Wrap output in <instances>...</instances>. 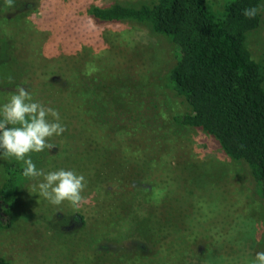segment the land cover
<instances>
[{"label": "rangeland", "instance_id": "1", "mask_svg": "<svg viewBox=\"0 0 264 264\" xmlns=\"http://www.w3.org/2000/svg\"><path fill=\"white\" fill-rule=\"evenodd\" d=\"M112 1L131 0H18L0 17L8 49L0 107L22 86L58 111L66 131L30 158L45 173L82 174L88 200L74 213L67 201L32 193L42 177L26 178L12 225L0 228V256L9 264H253L264 252L255 186L214 138L172 120L181 106L160 83L171 43L142 24L88 17ZM220 2L209 6L218 11ZM247 46L264 61V24ZM2 153L0 184L16 160ZM147 218L161 225L141 237L134 228Z\"/></svg>", "mask_w": 264, "mask_h": 264}, {"label": "trees", "instance_id": "2", "mask_svg": "<svg viewBox=\"0 0 264 264\" xmlns=\"http://www.w3.org/2000/svg\"><path fill=\"white\" fill-rule=\"evenodd\" d=\"M263 4L264 0H221V9L213 11L209 0L112 1L90 7L88 17L99 24H142L171 43L174 61L160 83L181 106L172 120L211 136L225 155L242 164L264 206V61L254 59L247 46L249 33L264 22L262 10L254 18L243 15L245 8ZM10 9L0 0V17L7 18L3 14ZM6 48L3 38L1 60L8 59ZM24 167L16 160L5 166L0 228H9L15 219L17 194L27 178ZM160 225L147 218L134 230L150 237ZM0 264L9 262L0 256Z\"/></svg>", "mask_w": 264, "mask_h": 264}, {"label": "clouds", "instance_id": "3", "mask_svg": "<svg viewBox=\"0 0 264 264\" xmlns=\"http://www.w3.org/2000/svg\"><path fill=\"white\" fill-rule=\"evenodd\" d=\"M7 7H14V0H5ZM264 5L245 8L243 15L254 18ZM11 80V77H9ZM0 149L4 159L15 158L25 165L23 175L36 179L42 177L38 184V193L51 204L59 206L67 201L78 212L88 200L82 195L87 186L85 177L72 170H57L45 173L38 170L30 158L32 152L52 149L55 145L49 142L54 135L59 136L66 131L59 120L58 111L33 102L32 95L22 86H17L16 94L0 107ZM49 116L53 119L49 120ZM11 125V127H9ZM27 157V158H26ZM253 264H264V252H257Z\"/></svg>", "mask_w": 264, "mask_h": 264}]
</instances>
